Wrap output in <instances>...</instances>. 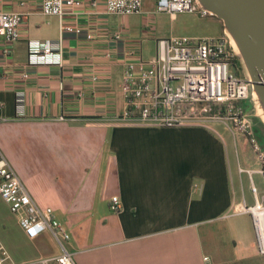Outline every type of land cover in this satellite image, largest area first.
I'll use <instances>...</instances> for the list:
<instances>
[{
  "label": "crops",
  "instance_id": "0c3cea01",
  "mask_svg": "<svg viewBox=\"0 0 264 264\" xmlns=\"http://www.w3.org/2000/svg\"><path fill=\"white\" fill-rule=\"evenodd\" d=\"M82 1L59 17L44 14L42 0H0V13L25 17L19 40H0V148L35 202L70 233L77 264H264L251 215L235 211L255 203L245 176L250 190L262 176L242 133L222 122L117 121L127 107L126 63L152 59L159 39L195 36L185 23L177 33L186 13L171 17L157 12V0H142L139 13L109 14L105 0L98 9ZM62 23L83 32L62 34ZM46 40L60 63L31 64L29 42ZM221 221L230 232H220ZM0 245L16 264H57L61 252L49 232L29 237L1 195Z\"/></svg>",
  "mask_w": 264,
  "mask_h": 264
},
{
  "label": "built area",
  "instance_id": "2783aa9c",
  "mask_svg": "<svg viewBox=\"0 0 264 264\" xmlns=\"http://www.w3.org/2000/svg\"><path fill=\"white\" fill-rule=\"evenodd\" d=\"M84 5L82 0H42L46 15L62 17L66 10ZM98 9L101 4L93 0ZM109 14L139 13L142 0H105L102 5ZM156 10L175 17L179 13L211 15L195 0H157ZM24 14L18 11L0 13V40L13 43L21 38L20 27ZM61 32L81 34L83 29L74 24H61ZM91 38V34H87ZM121 38V33L115 34ZM31 64L60 63L61 55L51 41L29 42ZM123 92L127 101L121 123H139L157 127L210 126L222 122L233 132L242 133L261 162L259 172L264 179V147L255 130L250 103L251 82L236 63L230 40L223 32L218 36H172L157 41V52L150 60L139 58L128 61L123 72ZM243 171V169H241ZM251 173V171H250ZM253 205L236 206L237 213L251 215L256 235V247L264 254V198L259 200L258 188L252 184ZM0 195L29 237L49 232L60 247L55 257L57 264H77L74 254L67 249L70 233L54 217L51 207L41 208L0 148ZM110 208H121L114 196ZM9 256L0 245V264L8 263ZM205 259H208L206 257ZM46 262V261H44Z\"/></svg>",
  "mask_w": 264,
  "mask_h": 264
},
{
  "label": "water",
  "instance_id": "95a60500",
  "mask_svg": "<svg viewBox=\"0 0 264 264\" xmlns=\"http://www.w3.org/2000/svg\"><path fill=\"white\" fill-rule=\"evenodd\" d=\"M195 1L222 21L238 65L252 85V112L264 124V0Z\"/></svg>",
  "mask_w": 264,
  "mask_h": 264
},
{
  "label": "rangeland",
  "instance_id": "374dc122",
  "mask_svg": "<svg viewBox=\"0 0 264 264\" xmlns=\"http://www.w3.org/2000/svg\"><path fill=\"white\" fill-rule=\"evenodd\" d=\"M184 23H185V32L191 35H195V36H201L205 34L207 35L211 34V35L216 36L220 34V31L222 32L220 21L214 15H209L206 17H200V15L198 14H189V13H186L185 15H181L180 18L176 21V30L178 34H180L181 32L180 24L183 25ZM254 117L256 116L253 114L252 118L254 122V130L256 134V131L262 130V126L258 121L255 120ZM254 177H255L256 186L258 190L260 191V193L262 194L264 191V179L261 175H258V174H256ZM244 187H245V195H246L247 201L249 204H251L253 203V195L250 190V184H249V180L247 176H245V179H244ZM226 224H227V221H221V222L216 223L215 225L219 227L220 232H230L227 230Z\"/></svg>",
  "mask_w": 264,
  "mask_h": 264
},
{
  "label": "trees",
  "instance_id": "16d2710c",
  "mask_svg": "<svg viewBox=\"0 0 264 264\" xmlns=\"http://www.w3.org/2000/svg\"><path fill=\"white\" fill-rule=\"evenodd\" d=\"M222 24H223V23H222ZM236 63L238 64L237 59H236ZM254 118H255V120L258 121V122L261 124V126H262V130H261V131H260V130L256 131V134H257V136H258L260 142H262V144H264V124H263L261 121H259V120L257 119V117H254Z\"/></svg>",
  "mask_w": 264,
  "mask_h": 264
}]
</instances>
